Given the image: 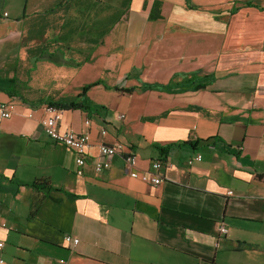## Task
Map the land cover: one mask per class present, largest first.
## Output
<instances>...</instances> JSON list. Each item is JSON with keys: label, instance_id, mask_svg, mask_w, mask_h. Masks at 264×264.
<instances>
[{"label": "crops", "instance_id": "obj_1", "mask_svg": "<svg viewBox=\"0 0 264 264\" xmlns=\"http://www.w3.org/2000/svg\"><path fill=\"white\" fill-rule=\"evenodd\" d=\"M63 1L0 0V58ZM154 1L122 4L111 74L101 59L59 69L74 99L100 82L78 99L90 110L61 111L60 130L89 134L82 176L75 152L44 133L46 104L0 86L13 105L0 120V264H264V0H157L149 20ZM89 66L96 77L78 82ZM115 143L139 175L160 160L161 182L131 178L123 155L95 173L99 146Z\"/></svg>", "mask_w": 264, "mask_h": 264}, {"label": "rangeland", "instance_id": "obj_2", "mask_svg": "<svg viewBox=\"0 0 264 264\" xmlns=\"http://www.w3.org/2000/svg\"><path fill=\"white\" fill-rule=\"evenodd\" d=\"M125 2L66 0L42 16L30 18L16 43L0 58V86L5 90L12 86L17 96L14 101L28 106L72 101L79 89L63 84L60 67L79 70L101 59L104 74H111L110 62L121 54ZM49 64L57 67L56 73L42 69ZM79 77L78 82H90L96 72L89 66ZM90 92L94 102L98 95L96 90Z\"/></svg>", "mask_w": 264, "mask_h": 264}, {"label": "built area", "instance_id": "obj_3", "mask_svg": "<svg viewBox=\"0 0 264 264\" xmlns=\"http://www.w3.org/2000/svg\"><path fill=\"white\" fill-rule=\"evenodd\" d=\"M6 15V14H4ZM13 105L11 103H1L0 104V120L8 119L11 116ZM44 117L41 120L42 128L46 136L52 140V142L57 143L61 146L68 148L69 150L75 152L77 158H75V164L77 167L76 175L82 176L84 174V167L86 165V149L90 145L89 134L87 132L76 133L72 129L60 130L61 125V111L49 104L43 105L42 109ZM31 117V115H29ZM122 117V116H120ZM85 125H89V121L85 122ZM101 135L105 134V130H100ZM125 148L121 143H115L113 145H100L98 149L97 157L93 158L91 166L95 173H101L104 170L110 168L111 159L116 156L123 155ZM123 161L129 170V175L131 178H139L143 183L154 184L155 186L161 182L159 171L162 169L163 165L160 160L153 161L151 163V170L145 171L139 175L136 170V160L137 158L132 154L123 155ZM202 156L197 154L193 159L187 161V165H191L193 162H200ZM4 227V224H1ZM218 232L222 235L227 233L225 226H221ZM66 243H72L76 245L78 240L74 239L71 235H66L64 238ZM3 244L0 242V248ZM0 262H2L0 260Z\"/></svg>", "mask_w": 264, "mask_h": 264}, {"label": "trees", "instance_id": "obj_4", "mask_svg": "<svg viewBox=\"0 0 264 264\" xmlns=\"http://www.w3.org/2000/svg\"><path fill=\"white\" fill-rule=\"evenodd\" d=\"M246 5H248V4H246ZM126 11H127V8L124 9V13H126ZM160 16H161L160 15V2L155 0L153 2V5H152L151 11H150V15L148 16V18H149V20H156V19L161 18ZM99 84H100V82H95V83H91V84L85 86L82 90V93L79 94L78 96H76V99H74L68 103H61V102L60 103H50V105L58 108L60 111H63V110H83V111L90 110L89 105L82 103V102H79L78 99L80 97H83L91 87H95ZM14 92H15V90L11 86L9 88V90L7 91V94L10 97H12L13 99H15V98H17V96L14 95ZM125 92H130V91L126 90ZM157 149H158L159 153H161V154H164L168 150V148H157ZM32 186L39 188L37 183H33ZM39 189L46 190V189H49V186L44 185L43 188L40 187Z\"/></svg>", "mask_w": 264, "mask_h": 264}]
</instances>
